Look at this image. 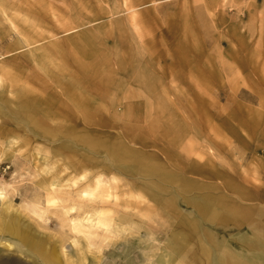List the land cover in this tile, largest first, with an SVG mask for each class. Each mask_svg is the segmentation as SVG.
<instances>
[{"label":"rangeland","instance_id":"1","mask_svg":"<svg viewBox=\"0 0 264 264\" xmlns=\"http://www.w3.org/2000/svg\"><path fill=\"white\" fill-rule=\"evenodd\" d=\"M81 48L88 58L76 60ZM18 97L65 134L21 121ZM0 101L9 109L0 113V184L46 248L56 245L60 264H216L228 250L261 264L264 0H0ZM74 128L119 140L200 185L158 189L107 149L74 139ZM99 179L121 200L87 203L132 226L101 251L70 227L67 207L85 200L46 203L55 193L43 187L59 181L80 191ZM204 192L246 208L244 218L208 220L194 202ZM36 197L46 220L22 206ZM42 256L0 245V264H49Z\"/></svg>","mask_w":264,"mask_h":264},{"label":"bare ground","instance_id":"2","mask_svg":"<svg viewBox=\"0 0 264 264\" xmlns=\"http://www.w3.org/2000/svg\"><path fill=\"white\" fill-rule=\"evenodd\" d=\"M77 55L76 60H81L84 57L88 58V50L81 48ZM35 59L36 53L33 54V60ZM78 64L81 66L83 63ZM29 80L31 82L34 81V79ZM17 100V109L14 113L21 121H25L29 126L42 131L50 137H56L60 132H65L59 131L43 121L36 110L38 109L36 102H30L29 98L25 100L20 97H18ZM5 109L9 111L8 107L6 108L4 103L0 101V113H4ZM69 132L70 135H73L74 139H78L79 142L83 141L91 149H94V147L107 149L115 162L131 166L141 175L150 178L154 187L158 189L170 191L172 187H177L183 191H193L200 185L197 182L186 180L181 175L175 174L163 163L149 160L148 157H145V154L127 147L119 140L93 135L88 131H84V129L77 132L74 128ZM45 165L43 171L46 173L50 168L48 167V163H45ZM29 171L31 175H38L36 170L29 168ZM8 187V183L0 184V199L2 205V210L0 212V245L7 250L16 249L21 252L26 251L27 247H30L37 253H41L45 262L49 264H60V262H58L60 257L56 252V245L52 248H46L44 240L37 238L36 233L32 232L30 223H26L25 219L19 215L17 209H12L11 202L8 200ZM43 187L48 190L52 189L55 193L54 196L47 197L46 203H55L58 200H70L74 198V195L85 200L84 205L74 203L69 207L66 206V213L71 214L70 212L75 211L69 218L70 227L75 236H78V238H85L90 245L93 244L99 251H101V247H105L114 236L117 237V235L123 234L129 230V228H132V226L128 225V222L119 217L117 212H113L109 208H104L102 204L94 205L93 203H87L88 201L105 203L112 198L115 202L121 200L113 187L111 185L109 186L103 179H99L94 186H88V188L80 191L66 190L65 184L59 181H51L44 184ZM44 202L39 197L33 199L27 198L23 201L22 206L37 218L46 220L49 209L46 205H43ZM194 202L197 210L203 213L208 220L213 222L230 220L239 222L244 218V214L247 212L246 208L239 207L228 200L227 197L218 193L204 192L196 198ZM166 204L169 207H173L175 205L173 198L168 196L166 198ZM83 207L88 208L83 209ZM74 242L80 244L81 239H75ZM201 243L204 253L208 257L210 255L208 253H211V251H209L203 242ZM81 251L82 250H78V252ZM221 251L215 250L217 257ZM236 252L237 251L234 250H228V253L226 252L218 257L216 264H260L254 259L247 258L248 255H246L245 252L241 251L240 255L235 254ZM78 256L81 257V253H79ZM258 259H260L261 264H264L263 257L260 256ZM164 264H166L165 259ZM175 264L185 263L180 259Z\"/></svg>","mask_w":264,"mask_h":264}]
</instances>
